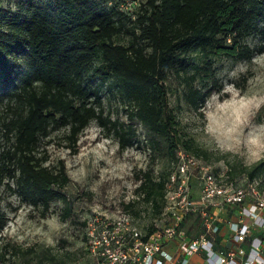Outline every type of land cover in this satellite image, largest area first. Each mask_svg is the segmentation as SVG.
I'll return each instance as SVG.
<instances>
[{
	"label": "trees",
	"instance_id": "1",
	"mask_svg": "<svg viewBox=\"0 0 264 264\" xmlns=\"http://www.w3.org/2000/svg\"><path fill=\"white\" fill-rule=\"evenodd\" d=\"M123 34L130 36L126 44L115 39ZM252 34L264 40V0H145L132 12L100 0L0 6V101L7 111L1 123L8 142L0 151V186L14 181L20 198L42 206L44 214L52 201L66 200L65 166L46 165L40 141L65 128L75 151L93 120L116 135L121 149L137 142V121L153 144L165 143L173 159L180 148L200 154L169 105L167 80L174 73L184 84L187 104L202 114L205 99L222 86L215 57L264 52V42L256 48L246 43ZM105 83L116 85L127 102V121L105 113ZM247 171L251 179L257 177L264 159ZM165 182V173L156 178L146 172L136 187L154 214L164 206ZM135 205L133 200L126 207L136 213ZM5 221L0 210V231ZM146 230L151 233L155 225Z\"/></svg>",
	"mask_w": 264,
	"mask_h": 264
},
{
	"label": "rangeland",
	"instance_id": "2",
	"mask_svg": "<svg viewBox=\"0 0 264 264\" xmlns=\"http://www.w3.org/2000/svg\"><path fill=\"white\" fill-rule=\"evenodd\" d=\"M22 1L0 0V6L15 8ZM100 1L110 8L116 6L132 12L145 0ZM115 39L126 44L130 36L123 34ZM245 41L253 48L260 47L264 42L253 34ZM193 58L201 62L200 54L194 53ZM215 66L221 85L227 81L240 89L248 97L250 110L254 111L255 105L264 100V52L256 50L251 58L218 55ZM241 68L244 70L240 71ZM233 70L236 76L230 78ZM167 85L172 111L182 130L195 139L201 150L200 154L188 152L216 168L232 171L233 176L249 178L247 170L264 159V154H260L261 147L245 146L243 143L229 145L219 135L214 140L204 131V114L192 109L185 101L184 84L174 73L169 76ZM101 94L105 113L113 119L127 121V102L121 99L117 86L105 83ZM6 112L4 101H0V151L8 144L1 123ZM261 123H264V106L256 113L251 127ZM134 124L138 140L125 149H121L116 135L95 120L80 133L75 151L65 137V128L53 129L41 139L39 152L46 157L45 164L53 168H59L61 164L65 166L69 182L61 190L66 200L52 201L44 214L42 206L22 200L12 189L14 181L6 179V183L0 186V210L6 220L0 231V264H95L96 258L83 237L89 218H105L120 210L126 211L143 233L147 232L150 224L159 223L160 213L152 212L151 204L143 201V194L137 192L136 187L146 172H151L156 178L161 173L167 176L174 159L162 140L153 144L145 127L137 121ZM217 141L232 150H222L217 147ZM256 178L264 188V172ZM133 200L136 213L126 207ZM194 224L189 220L185 225L191 233L199 231Z\"/></svg>",
	"mask_w": 264,
	"mask_h": 264
},
{
	"label": "built area",
	"instance_id": "3",
	"mask_svg": "<svg viewBox=\"0 0 264 264\" xmlns=\"http://www.w3.org/2000/svg\"><path fill=\"white\" fill-rule=\"evenodd\" d=\"M126 212V211H125ZM91 217L83 237L95 264H264V188L178 149L155 230L129 213ZM195 222L191 233L186 222Z\"/></svg>",
	"mask_w": 264,
	"mask_h": 264
},
{
	"label": "clouds",
	"instance_id": "4",
	"mask_svg": "<svg viewBox=\"0 0 264 264\" xmlns=\"http://www.w3.org/2000/svg\"><path fill=\"white\" fill-rule=\"evenodd\" d=\"M244 69L241 68L240 71ZM236 76L235 70L229 74ZM264 100L255 105V110L249 109L248 97L232 83L224 81L217 91H212L205 99L201 111L204 114V131L214 140L219 135L229 145L241 144L245 146H260L264 154V123L251 127L252 121ZM217 147L231 151V147L222 146L217 141Z\"/></svg>",
	"mask_w": 264,
	"mask_h": 264
}]
</instances>
